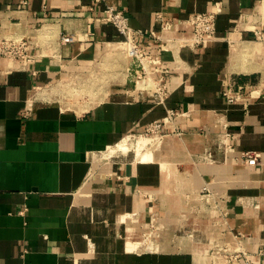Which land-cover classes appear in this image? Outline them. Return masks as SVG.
Instances as JSON below:
<instances>
[{
  "label": "crops",
  "instance_id": "obj_1",
  "mask_svg": "<svg viewBox=\"0 0 264 264\" xmlns=\"http://www.w3.org/2000/svg\"><path fill=\"white\" fill-rule=\"evenodd\" d=\"M263 1L0 0V37L26 40L29 54L0 58V264H226L215 247L264 264ZM217 3L214 41L181 46L188 15ZM105 4L168 70L163 103L115 27L96 20ZM253 74L227 103V82ZM88 77L93 96L35 98ZM166 109L171 122L142 136Z\"/></svg>",
  "mask_w": 264,
  "mask_h": 264
},
{
  "label": "built area",
  "instance_id": "obj_2",
  "mask_svg": "<svg viewBox=\"0 0 264 264\" xmlns=\"http://www.w3.org/2000/svg\"><path fill=\"white\" fill-rule=\"evenodd\" d=\"M25 3V2H23ZM220 12L219 4L211 11L192 12L185 19V23L191 28V35L180 40V45L194 49L214 41L216 33V18ZM162 15L156 14L155 20H160ZM101 23H107L115 27L117 32L121 35V45L129 58L137 62L140 73L137 71V76L141 74L148 75L152 84V94L157 103H163L169 91L166 85V76L168 70L160 66L159 60L155 57L147 55L140 45L139 37L143 35L140 29H134L128 24V20L123 12L112 5L105 4L101 14L96 17ZM168 22H165L162 27L168 28ZM148 35L155 41H161L160 35L154 31L148 32ZM60 40L63 43L70 42L71 36L69 34H62ZM166 46V44H165ZM7 57L19 61H26L29 59L27 52V42L22 39H13L11 37H0V58ZM156 65L153 69H148V65ZM245 83H237L229 81L222 91L227 103H233L240 98L241 92ZM173 109H166V114L163 118L149 123L145 131L157 135L160 130L176 115ZM176 131L175 128H171ZM178 133V132H176ZM260 154L258 152H243L242 157L244 163L247 165H255L258 162ZM154 220L151 219L150 227H154ZM215 258H223L226 264H253L249 254L242 249H230L227 247H215L212 251ZM264 258V256H263ZM264 260V259H263Z\"/></svg>",
  "mask_w": 264,
  "mask_h": 264
},
{
  "label": "bare ground",
  "instance_id": "obj_3",
  "mask_svg": "<svg viewBox=\"0 0 264 264\" xmlns=\"http://www.w3.org/2000/svg\"><path fill=\"white\" fill-rule=\"evenodd\" d=\"M263 4H264V1H263ZM54 38L55 37H50L48 40H53ZM122 50H123V48H122ZM125 55H127V54L125 53ZM100 67H102V66H100ZM251 70H253V69L243 67V69H241V72L249 73ZM94 84L97 85V80L94 77H92V78L88 77L86 79H78V80L74 79V80H71V81H68V82H58V83H56V85H53L50 88L48 96H44L43 94L39 93V95L38 96L36 95L35 98L42 99V100H48L50 98H53L52 94L55 93V92H59L62 95H64L65 93L69 92L70 95L79 94V95H83V96H93L95 94L96 90H97ZM98 99H100V98H98ZM69 106L71 108H75L73 105H69ZM145 144H146L145 141H142V140L139 139L138 146H136L137 151H142L144 155L147 154V149L145 148Z\"/></svg>",
  "mask_w": 264,
  "mask_h": 264
},
{
  "label": "rangeland",
  "instance_id": "obj_4",
  "mask_svg": "<svg viewBox=\"0 0 264 264\" xmlns=\"http://www.w3.org/2000/svg\"><path fill=\"white\" fill-rule=\"evenodd\" d=\"M126 53V52H125ZM126 57L127 58H129L128 57V55H126ZM258 76V75H257ZM240 78V77H239ZM239 80L237 79V82H238ZM240 83H246L247 85H253L254 83H257V78H256V74H253V75H249L247 78H245V79H243L242 77L240 78V81H239ZM238 82V83H239ZM79 95V94H78ZM142 136H154L155 134L153 133V134H151V132L149 133V132H146L145 130H144V132H142V134H141ZM129 154H133L131 151L129 152Z\"/></svg>",
  "mask_w": 264,
  "mask_h": 264
}]
</instances>
